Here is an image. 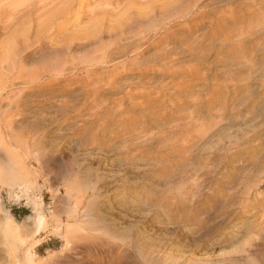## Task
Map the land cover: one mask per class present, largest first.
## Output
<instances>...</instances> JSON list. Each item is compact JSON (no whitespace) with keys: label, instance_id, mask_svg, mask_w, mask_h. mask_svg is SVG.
Listing matches in <instances>:
<instances>
[{"label":"rangeland","instance_id":"1","mask_svg":"<svg viewBox=\"0 0 264 264\" xmlns=\"http://www.w3.org/2000/svg\"><path fill=\"white\" fill-rule=\"evenodd\" d=\"M11 3L0 168L31 191L0 182V232L39 261L264 264V0H78L28 37Z\"/></svg>","mask_w":264,"mask_h":264},{"label":"bare ground","instance_id":"2","mask_svg":"<svg viewBox=\"0 0 264 264\" xmlns=\"http://www.w3.org/2000/svg\"><path fill=\"white\" fill-rule=\"evenodd\" d=\"M16 1L17 0H15V3L10 4V7L14 10V13H8L6 16L12 17L11 19L9 18L10 21L8 22H10L11 26L14 27V29L17 28L21 32L24 30V37H28V33L26 34V29L22 30L19 28L22 26H26L28 22L31 23L30 17L32 15V9H35L39 16L51 14V21H56L57 19H60L64 14L69 13L72 10L73 6L78 2V0H38L34 2L35 5L32 6V2L34 0ZM110 3L108 1L107 5H112V2ZM97 7L99 9L101 8L99 6ZM104 7L101 9H104ZM111 7L109 9H111ZM17 12H20L19 15L16 14ZM98 16H100V14ZM2 21L3 19L0 17V23ZM30 180L31 178L29 176V172L20 158L10 159L5 163V165L0 168V182L9 184L12 187V192L14 193L18 192L23 195L26 194V196L30 195ZM40 210L42 209L39 207L38 212L41 216H43ZM30 219L31 217L28 216L25 219V222L29 223ZM13 225L14 224L11 221H6V223L3 225L5 232H0V264H73L74 260H72L73 258H71L72 255L70 254L65 255V258L62 261L59 259V261H55L54 256H50L47 260L44 261L37 260L38 258L35 249L30 247L29 241L27 239L29 234L27 232H18V229ZM74 230L69 229L67 232V238L69 242H84L86 241V239H89L87 237V235H89L88 232H74ZM122 254L123 258L121 260H125V251H122Z\"/></svg>","mask_w":264,"mask_h":264}]
</instances>
